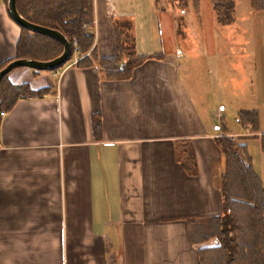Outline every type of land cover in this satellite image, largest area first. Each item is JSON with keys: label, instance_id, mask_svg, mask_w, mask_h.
<instances>
[{"label": "crops", "instance_id": "obj_1", "mask_svg": "<svg viewBox=\"0 0 264 264\" xmlns=\"http://www.w3.org/2000/svg\"><path fill=\"white\" fill-rule=\"evenodd\" d=\"M93 2L97 58L116 57L115 23L128 20L145 61L126 80L103 79L96 63L78 68L79 53L57 71L10 73L13 86L49 92L20 99L0 122V264H200V250L217 241L195 244L188 221L222 214L225 160L215 142L222 127L204 120L181 76L193 52L154 0ZM20 33L0 0V66L16 57ZM224 40L225 55L264 62V37ZM216 61L208 55V68ZM216 107L208 115L218 125L224 109ZM256 107L260 133L238 122L227 129L243 139L261 177L254 137L264 135V97ZM185 143L196 155L195 176L177 159Z\"/></svg>", "mask_w": 264, "mask_h": 264}, {"label": "trees", "instance_id": "obj_2", "mask_svg": "<svg viewBox=\"0 0 264 264\" xmlns=\"http://www.w3.org/2000/svg\"><path fill=\"white\" fill-rule=\"evenodd\" d=\"M7 1V0H6ZM217 22L222 27L235 22L236 0H211ZM155 9L160 6L171 12L175 21V32L180 40L185 36L189 12L201 22V0H154ZM17 11L28 22L60 32L70 43L71 51L67 63L76 53L81 59L78 68H90L96 63L105 80H126L132 77L135 68L145 58L136 52L131 21H117L115 35L117 55L111 59H99L94 53V2L93 0H16ZM254 13H264V0H250ZM16 57L0 66V71L16 59L39 62L52 61L64 52L63 45L47 36L20 28ZM52 70V71H57ZM6 75L0 84V122L25 97H39L49 92L48 88L37 91L28 85L13 86ZM237 122L249 134L260 133V118L257 110L241 111ZM95 132L101 128L98 117L93 119ZM223 135L215 142L225 160V173L220 180L222 214L205 220H189L191 240L202 245L215 239L217 246L200 250V264H264V183L248 156V147L229 134L222 126ZM258 139L264 154V135ZM178 161L191 176L197 174L196 155L188 143L182 147Z\"/></svg>", "mask_w": 264, "mask_h": 264}, {"label": "rangeland", "instance_id": "obj_3", "mask_svg": "<svg viewBox=\"0 0 264 264\" xmlns=\"http://www.w3.org/2000/svg\"><path fill=\"white\" fill-rule=\"evenodd\" d=\"M201 2V23L197 21L193 12H189L185 36L180 39L182 46L193 52L190 57L189 53H186L185 59L181 61L183 64L181 76L204 120L213 123L214 127L223 126L233 130L238 126L237 112L256 110L257 103L264 97V62L261 59L262 55H255L256 61L254 56L248 54L230 52L225 55L228 52L225 51L228 44L224 38L230 35L245 38L255 36L261 40L264 37V13L252 12L250 0H236L235 24L222 27L216 20L211 0ZM214 39L219 42V50L215 48L217 44L213 43ZM247 45L252 47L255 43ZM208 55L217 60L216 63H211L210 69ZM26 69L17 68L13 72ZM11 74L8 78H11ZM15 82L17 80H14ZM218 103L224 109L222 112L224 117L217 125L208 114L211 110H217ZM252 153L254 154L253 150ZM260 163L258 158L259 169H262ZM261 177L264 181L262 171Z\"/></svg>", "mask_w": 264, "mask_h": 264}, {"label": "water", "instance_id": "obj_4", "mask_svg": "<svg viewBox=\"0 0 264 264\" xmlns=\"http://www.w3.org/2000/svg\"><path fill=\"white\" fill-rule=\"evenodd\" d=\"M7 6L10 17L19 27L26 29L32 33L44 35L60 42L64 47V52L58 58L48 62H39L28 59L13 60L0 71V84L2 79L6 75L10 74L13 70L17 68H31L36 71H52L64 66L70 57L71 51V46L68 40L58 31L32 24L22 18L19 12L17 11L16 0H7Z\"/></svg>", "mask_w": 264, "mask_h": 264}]
</instances>
